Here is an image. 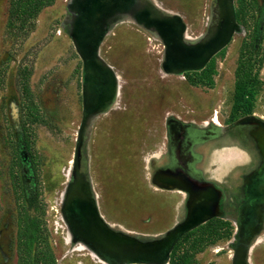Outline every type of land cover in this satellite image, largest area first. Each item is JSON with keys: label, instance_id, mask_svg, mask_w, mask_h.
Returning a JSON list of instances; mask_svg holds the SVG:
<instances>
[{"label": "rangeland", "instance_id": "374dc122", "mask_svg": "<svg viewBox=\"0 0 264 264\" xmlns=\"http://www.w3.org/2000/svg\"><path fill=\"white\" fill-rule=\"evenodd\" d=\"M166 1L172 99L156 109L146 98L143 41L121 23L95 39L124 78L121 96L92 112L93 0L17 20L15 0H0V264H22L41 241L55 264H167L179 236L209 218L232 235L193 264H264V0ZM166 112L174 159L143 165Z\"/></svg>", "mask_w": 264, "mask_h": 264}, {"label": "crops", "instance_id": "0c3cea01", "mask_svg": "<svg viewBox=\"0 0 264 264\" xmlns=\"http://www.w3.org/2000/svg\"><path fill=\"white\" fill-rule=\"evenodd\" d=\"M101 2L96 4L93 0L92 9L87 14L88 61L92 63L88 67V82L92 89L88 111L94 112L100 106L105 108L121 96L124 84L121 72L95 47L96 38L101 44L113 27L121 23L129 25L143 41L140 80L146 90V98L152 101L156 109L159 108V103H169L174 95L173 5L166 0H117V9L107 10L105 0ZM163 116L164 129H157L155 126V129L148 131L151 137L149 140L152 141V136L156 138L157 148L152 156L141 158L143 165H168L174 159L173 116L170 112Z\"/></svg>", "mask_w": 264, "mask_h": 264}, {"label": "trees", "instance_id": "16d2710c", "mask_svg": "<svg viewBox=\"0 0 264 264\" xmlns=\"http://www.w3.org/2000/svg\"><path fill=\"white\" fill-rule=\"evenodd\" d=\"M54 0H15L14 10L11 16L17 19L33 18L45 6L53 3ZM242 7V5L240 4ZM257 2L252 0L251 7L256 9ZM246 8V7H245ZM247 9V8H246ZM242 25L245 27L243 21ZM40 230L35 231L38 236ZM232 228L227 221L216 218H209L202 224L184 232L173 244L167 264H193V254L200 252L205 246L213 244L219 240L230 239ZM41 241L34 249L33 257H24L22 264H55L48 245ZM26 254L28 246L24 244ZM191 258V259H190Z\"/></svg>", "mask_w": 264, "mask_h": 264}, {"label": "bare ground", "instance_id": "6f19581e", "mask_svg": "<svg viewBox=\"0 0 264 264\" xmlns=\"http://www.w3.org/2000/svg\"><path fill=\"white\" fill-rule=\"evenodd\" d=\"M165 245H166V244H165ZM166 249H167V246L163 247L162 252L164 253V252L166 251Z\"/></svg>", "mask_w": 264, "mask_h": 264}, {"label": "water", "instance_id": "95a60500", "mask_svg": "<svg viewBox=\"0 0 264 264\" xmlns=\"http://www.w3.org/2000/svg\"><path fill=\"white\" fill-rule=\"evenodd\" d=\"M180 236H181V235H180ZM180 236H179V237H180Z\"/></svg>", "mask_w": 264, "mask_h": 264}]
</instances>
